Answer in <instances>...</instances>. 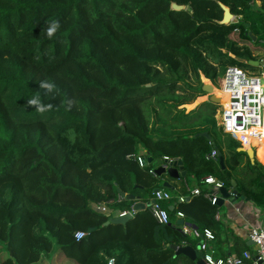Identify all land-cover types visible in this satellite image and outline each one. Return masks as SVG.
<instances>
[{
	"label": "trees",
	"instance_id": "1",
	"mask_svg": "<svg viewBox=\"0 0 264 264\" xmlns=\"http://www.w3.org/2000/svg\"><path fill=\"white\" fill-rule=\"evenodd\" d=\"M172 2L185 8L172 10ZM218 2L234 21L218 23ZM53 21L60 28L49 38ZM261 57L264 0H0V264H32L56 250L78 264H197L171 245L199 243L181 232V211L191 228L211 229L221 249L215 214L222 206L202 195L208 175L258 206L264 220V156L255 149L251 161L238 152L214 110L180 107L204 99L201 75L215 82L227 67ZM30 99L52 107L39 113ZM203 131L223 167L207 158L211 142L194 136ZM141 150L151 163L139 165ZM162 157L181 160L186 171L177 193L166 188L171 197L159 202L169 222L145 208L105 226L112 215L93 206L130 210L135 199L147 202L168 177L150 173ZM192 178L202 193L177 202ZM77 231L85 232L78 241ZM234 239L236 254L249 249Z\"/></svg>",
	"mask_w": 264,
	"mask_h": 264
},
{
	"label": "built area",
	"instance_id": "2",
	"mask_svg": "<svg viewBox=\"0 0 264 264\" xmlns=\"http://www.w3.org/2000/svg\"><path fill=\"white\" fill-rule=\"evenodd\" d=\"M262 59V58H261ZM221 90L225 92L228 105L224 106L222 103L218 105L221 107V120L217 126L222 129L224 133L229 134L233 139L237 140L241 146L252 148L255 151L250 138L257 139L261 137L264 132V68L260 76L255 73H249L237 67H227L222 72ZM218 115V111H217ZM249 138L246 140L245 138ZM144 157V156H143ZM207 158L217 159V152L213 149ZM142 157L137 156L139 165L142 164ZM177 159L169 157H162L158 166L167 169L171 163ZM152 175H156L155 171L151 170ZM203 182L208 186L206 191L201 192L199 187L191 189L186 188L188 194H180L177 196V202L183 203L188 201L193 195H200L211 202L216 204L217 199L221 196L220 189L225 187L223 182L211 175L205 176ZM171 194L168 190L158 188L153 192L152 197L145 202L146 208L152 217L160 224L169 222L168 213L159 202L168 200ZM227 200V199H226ZM95 210L111 214L112 217L123 216L126 213L133 214V210H112L107 206V203H97L93 206ZM177 219H184L181 211L176 212ZM219 215L216 212L215 219ZM182 233L199 238L198 247L201 252V259L204 264H264V226H251L247 232L248 240L254 246V253L249 250H244L240 254L215 256L214 249L210 246V241L215 239L213 231L209 228H204L202 231L196 228H191L189 225L182 224L180 226ZM85 236V232L77 231L74 234L75 240L78 241ZM180 246H186L183 241ZM106 264H114L113 258H109Z\"/></svg>",
	"mask_w": 264,
	"mask_h": 264
},
{
	"label": "water",
	"instance_id": "3",
	"mask_svg": "<svg viewBox=\"0 0 264 264\" xmlns=\"http://www.w3.org/2000/svg\"><path fill=\"white\" fill-rule=\"evenodd\" d=\"M220 8L223 11V15H222V19L220 21H218L219 24H229L230 22H232L234 15L231 13L230 9L228 6H225L224 4H222L221 2H218ZM185 6L182 4H177L175 2L171 3V9L172 10H182L184 9ZM249 36L252 37L253 41H255L256 36H254L251 32H249ZM250 63L253 66H258L260 65L262 68H264V57L260 60H251ZM202 90L205 92V94H207L206 100L214 103V104H219L220 103V97L215 95L214 93V86L212 83L210 82H202ZM195 137L197 136H201L204 137L205 139H207L208 141L211 142V136L208 134L207 131H203V132H198L194 135ZM213 148H216V145L214 144V142H211ZM238 152H245L246 155L248 156V158L253 161L254 159V150L252 148H246L243 146H240L237 148ZM142 164H148L152 162V158L150 156H146V157H142ZM217 160L218 163L220 165H222L223 167V156L220 152H217ZM182 161L181 160H176L174 163H171L169 165V167L167 169H164L161 166H157L155 168V173L157 175H161L162 173H166L170 178H174V179H178L181 177H184L186 175V171L182 169ZM232 187H234L235 185V181L232 180ZM163 187L165 188H169L172 189L173 187L168 183V182H163ZM158 188H154L153 192H155ZM220 194L221 196L217 199V203L218 206H222L224 200H230L232 202H236L237 199H244L243 197H241L236 190L234 189H228L227 187H222L220 189ZM121 196L125 197L126 199H132L134 200L135 197L132 194H123L120 193ZM146 203L139 201L137 199H135L134 203L131 206V209L133 210V213L144 210L146 208ZM133 216V214L131 213H126L123 216H118V217H111L108 221H106L104 223V225H108L109 223H117V224H124L126 223L129 219H131ZM178 224L182 225V224H187L186 222H184L183 219H178L177 221ZM193 228H195L193 226ZM248 246L252 245V242L250 240L247 241L246 243ZM171 248L174 250V254L175 255H179L182 254L188 258H190L191 260L196 261L197 264H204L202 259H201V253H197L196 249H194L191 246H178L175 244L171 245ZM197 249H199V247L197 246ZM165 264V263H164Z\"/></svg>",
	"mask_w": 264,
	"mask_h": 264
},
{
	"label": "crops",
	"instance_id": "4",
	"mask_svg": "<svg viewBox=\"0 0 264 264\" xmlns=\"http://www.w3.org/2000/svg\"><path fill=\"white\" fill-rule=\"evenodd\" d=\"M191 105H194V104L192 103ZM261 137L262 138L264 137V132H263V135H261ZM140 154H142L144 157L147 156L146 154H144V150H141ZM254 157H255V151H254ZM161 160L162 158L154 160V163H157V164H154L155 167H157V165L160 164ZM257 161L259 160L257 159ZM260 163H263V162H260ZM168 177L162 179L161 181L162 183L168 182L173 187L171 189L172 190L171 194H175L177 193L176 192L177 188L175 187V185L178 184V186L180 187L179 179H174L170 177L168 178ZM183 184L185 186L186 191H187L186 188L191 189L193 187H198V186H195V182L193 178L188 180V182L185 181ZM206 187L208 186L206 185ZM158 188L163 189L161 187H158ZM228 189L231 190V188H228ZM164 190H167V189L165 188ZM217 213L219 215V218L216 220L221 222L223 225L221 228V235H220L221 239H223V242H222L223 244L221 246V249L217 250L216 247L213 245V241L215 239L210 241V246L214 249V255L216 254V252L218 254L222 253L221 255H215V256H225V255L236 254V250H234V247H233L234 240H235L234 237H239L243 241H245V243H247L248 241L247 232L249 228L251 226L253 227L264 226L262 210L249 200L237 199L236 202H232L230 200H224L222 207L219 209ZM197 246L194 247V249H196L197 253H201L200 250L197 249ZM246 250H249L250 252L254 253V246L250 245L249 249H246ZM55 253H58V254H55ZM42 257H44V255ZM47 257L49 259L50 257L51 259L53 257V264H78L74 259L69 258L60 250L54 251L52 255H48ZM41 258L39 260H41ZM39 260L32 264H40ZM246 264H249L248 261L246 262Z\"/></svg>",
	"mask_w": 264,
	"mask_h": 264
},
{
	"label": "rangeland",
	"instance_id": "5",
	"mask_svg": "<svg viewBox=\"0 0 264 264\" xmlns=\"http://www.w3.org/2000/svg\"><path fill=\"white\" fill-rule=\"evenodd\" d=\"M235 19L236 18L234 17L232 21H234ZM243 69L247 70L249 73H255V74L259 75V76H260V73L263 71V68L260 65H258V66L250 65V66L243 67ZM221 76H222V74L216 78L215 82H211L209 79L205 78L203 75L200 76V79H201L202 82H210L215 87L214 89H219L220 93L217 96L220 97V100L222 99V96L225 95V92H223L221 90V81H222V77ZM202 96L204 97V99L199 101V102H197V100L199 98V96H198V97H196V99H194L193 102L188 103V104H184V105L187 106V105H191L193 103L194 105L188 106L189 109L186 108L184 105H181L180 107L184 108L185 112H189L190 110L197 108V111L199 113H201V114H205V113L208 114L209 112L214 110L215 111L214 118L216 120V125H217V123H219V121L221 120V118H220V116H221V111H220L221 107L218 104H214V103H211V102L207 101L206 100L207 94H204ZM220 103H221V101H220ZM217 111H218V115H217ZM219 129H220V127H219ZM259 139H262V137L257 138V140H259ZM256 145H257L256 154H258V157L261 159L262 158L261 156L262 155L264 156V140H261L260 144L256 143ZM259 145H261V146H259ZM154 164H157V163H154ZM158 186L163 188V189H165V187H163L162 181L158 182ZM55 254H58V253H55ZM5 256H6V252L0 247V260H2ZM39 261H40L39 262L40 264H47V263L53 264V257H52V259H51V257L49 259L47 256H44Z\"/></svg>",
	"mask_w": 264,
	"mask_h": 264
},
{
	"label": "clouds",
	"instance_id": "6",
	"mask_svg": "<svg viewBox=\"0 0 264 264\" xmlns=\"http://www.w3.org/2000/svg\"><path fill=\"white\" fill-rule=\"evenodd\" d=\"M60 28V24L58 21H53L51 22V24L49 25V27L47 28V36L49 38L53 37L54 34L57 32V30ZM41 87L46 89L48 92H52L53 91V84L51 83H42ZM29 105H36V110L39 113H44L46 112L48 109H50L52 107L51 104H41L38 103L37 99H30L28 101ZM241 146V145H240ZM156 168V167H155Z\"/></svg>",
	"mask_w": 264,
	"mask_h": 264
},
{
	"label": "bare ground",
	"instance_id": "7",
	"mask_svg": "<svg viewBox=\"0 0 264 264\" xmlns=\"http://www.w3.org/2000/svg\"><path fill=\"white\" fill-rule=\"evenodd\" d=\"M225 100H227V97H225V96H223L222 97V99L220 100L221 102H223V101H225ZM246 139V138H245ZM251 139H253V140H255V141H252L253 143V145H255V149H257V145H256V143L258 144H260L261 143V140H264V137L262 138V139H259V140H257V139H254V138H251Z\"/></svg>",
	"mask_w": 264,
	"mask_h": 264
}]
</instances>
